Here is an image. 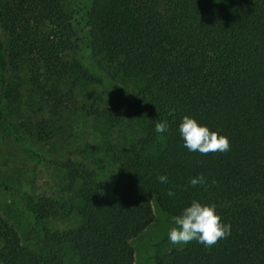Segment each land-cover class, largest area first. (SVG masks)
I'll use <instances>...</instances> for the list:
<instances>
[{"label":"trees","instance_id":"16d2710c","mask_svg":"<svg viewBox=\"0 0 264 264\" xmlns=\"http://www.w3.org/2000/svg\"><path fill=\"white\" fill-rule=\"evenodd\" d=\"M87 1L0 0V146L59 171L38 194L0 179L38 232L26 246L0 215V264H133L130 241L153 219L151 202L173 218L193 200L215 204L231 234L154 264H264V0ZM88 59L107 63L123 90L85 92L103 77ZM75 111L92 116L94 143L84 127L65 131ZM184 116L230 150L189 152ZM200 175L206 186H191Z\"/></svg>","mask_w":264,"mask_h":264},{"label":"rangeland","instance_id":"374dc122","mask_svg":"<svg viewBox=\"0 0 264 264\" xmlns=\"http://www.w3.org/2000/svg\"><path fill=\"white\" fill-rule=\"evenodd\" d=\"M87 0H76L79 8L82 4L87 3ZM78 21L77 28L79 32L78 43L80 42V54L87 56V49L84 48L86 40L84 37V31L81 29L82 22ZM82 32V33H81ZM81 34H83L81 36ZM88 57V56H87ZM92 63L95 70L103 74L102 85L88 86L86 91H93L95 94L101 92L102 96L110 97L115 94V91L121 89V84L117 79H111L106 73L108 69L107 63L103 60L88 59ZM98 62L101 64L99 66ZM111 75V71L108 70ZM87 104H92L93 99L85 97ZM72 117V118H71ZM68 116L70 121L73 120L72 128L66 127V132L73 130L74 127H84L82 130V139L86 143H94L90 134L95 132L97 126L93 122L91 115H85L84 111H75L72 115ZM116 128H112L114 131ZM39 150V146H38ZM0 152L2 155L8 158L7 164H4L0 159V179H8L9 185H15L19 182L18 186L20 190L28 191L30 193L38 194L40 192H49L52 190L53 183L59 176L57 169H52L51 165L40 156L28 155L25 151H22L19 145L14 143H6L0 146ZM42 153V152H40ZM106 167V166H105ZM108 167L104 168V172ZM102 176V175H100ZM103 178H101L102 180ZM32 191V192H31ZM153 211V219L135 236L131 239L130 245L133 249V264H154L153 256L155 254H162L171 248H178L182 245H173L168 239L169 230L174 227L173 218L166 212L161 210L155 202H151ZM0 215L6 218L16 228L21 243L26 246H34L38 232L36 227L32 223V219L24 208L19 203L18 199L4 191H0Z\"/></svg>","mask_w":264,"mask_h":264},{"label":"clouds","instance_id":"9594fccd","mask_svg":"<svg viewBox=\"0 0 264 264\" xmlns=\"http://www.w3.org/2000/svg\"><path fill=\"white\" fill-rule=\"evenodd\" d=\"M167 127L165 122H159L155 125V130L165 132ZM179 134L184 147L189 152H199L206 156L210 153L228 152L231 147L226 136L210 130L189 116L182 118ZM158 179L160 183L168 182L165 175H161ZM189 183L194 187L206 186L203 175L190 179ZM212 183L215 184V181ZM168 195L174 196L175 193L170 189ZM173 224L174 227L168 232V239L173 245H186L196 241L205 247H212L231 234V225L222 222L221 216L216 212L215 204H202L196 200L186 206L180 215L173 217Z\"/></svg>","mask_w":264,"mask_h":264}]
</instances>
